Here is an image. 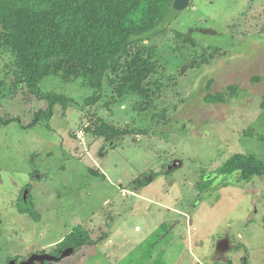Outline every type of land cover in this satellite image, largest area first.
<instances>
[{
	"label": "rangeland",
	"instance_id": "obj_1",
	"mask_svg": "<svg viewBox=\"0 0 264 264\" xmlns=\"http://www.w3.org/2000/svg\"><path fill=\"white\" fill-rule=\"evenodd\" d=\"M138 51L145 62L130 63ZM14 69L0 45V119L11 118L0 123V264L79 224L95 244L60 264H264V174L206 189L234 154L264 163V0H191L108 73L92 106L86 80L49 74L41 92L76 102L46 117L48 101L16 89ZM130 73L135 88L119 92L111 79ZM103 125L131 132L111 140L95 132ZM26 184L35 219L16 208Z\"/></svg>",
	"mask_w": 264,
	"mask_h": 264
},
{
	"label": "trees",
	"instance_id": "obj_2",
	"mask_svg": "<svg viewBox=\"0 0 264 264\" xmlns=\"http://www.w3.org/2000/svg\"><path fill=\"white\" fill-rule=\"evenodd\" d=\"M173 1L0 0V45L13 57L14 87L20 89L19 82H25L38 98L48 101L45 110L39 112L52 117L55 105H62L65 112L69 103L76 100L64 93L41 92L39 81L49 74L72 81L81 77L94 88L82 105L97 104L108 73H116L122 62H128L133 47L166 32L177 18L179 11L173 7ZM142 56L140 51L136 52L130 63H144ZM143 68H146L145 64ZM135 78L134 73H130L122 79L111 80H115L118 87H122L119 92H123L127 83L129 88H135ZM259 80L260 76L254 77V81ZM221 95L222 92L215 95L212 102L224 101ZM261 107L264 108V96ZM9 120L11 118H1L0 123ZM39 121L40 117L35 115L25 126H35ZM95 132L112 140L115 135L131 131L103 125ZM217 173H238L241 180H249L254 175L264 174V163L259 164L255 158L238 153L226 160ZM20 200L26 204L28 197ZM25 204L19 205L20 211L37 218L32 205ZM94 243L89 230L77 226L59 246L70 245L77 249Z\"/></svg>",
	"mask_w": 264,
	"mask_h": 264
},
{
	"label": "flooded vegetation",
	"instance_id": "obj_3",
	"mask_svg": "<svg viewBox=\"0 0 264 264\" xmlns=\"http://www.w3.org/2000/svg\"><path fill=\"white\" fill-rule=\"evenodd\" d=\"M107 153V152H106ZM174 161H177V160H174ZM174 161H172V164H173V162ZM177 162H180V161H177ZM171 164V165H172ZM169 166V165H168ZM236 174H238V173H233V174H229V175H226V174H217L216 176H214V175H209V179L210 178H213V180H212V182L206 187V189H212L214 186H215V183H217V184H220L221 182L222 183H225L226 181H228V182H233L234 180L236 181V182H238V180H236L235 179V176H236ZM221 176H224L223 177V181L221 180V181H218V179H220L221 178ZM153 178L151 177V181H153L152 180ZM234 181V182H235ZM215 182V183H214ZM235 182V183H236ZM139 183H140V181H139ZM212 183H214V184H212ZM140 185H141V183H140ZM217 186V185H216ZM30 191H31V187H29V184H26V185H24V187H23V189L20 191V196L21 197H23L25 200H26V198H27V195H29V193H30ZM21 197H18L17 199V201H16V208L18 209V211L20 212V213H22V214H29V213H23V212H21L20 211V208H19V205H18V201H19V199L21 198ZM30 215V214H29ZM31 216V215H30ZM32 217V216H31ZM33 218V217H32ZM34 219V218H33ZM81 224H79L78 226H80ZM77 227V226H76ZM75 228V227H74ZM91 235V237H92V234H90ZM93 238V237H92ZM226 240H228L229 241V244L227 245V246H225V241ZM62 242V241H61ZM60 242V243H61ZM60 243H58V244H56L55 245V247H53L52 249H47V246H43L42 248L40 247V248H38V247H34V246H32V247H28L27 249H26V251H22L21 249H19V250H21V251H19V252H16V253H14V254H12L8 259H7V263L6 264H11V261L12 260H14L15 262H14V264H60L65 258H67V257H69V256H71V255H73L74 253H76V251L79 249V248H81V247H83V246H85V245H88V244H84V245H82V246H79L77 249L74 247V246H64V247H60L59 245H60ZM95 244V243H94ZM93 244V245H94ZM230 244H231V240L230 239H228V238H223V239H220L219 240V243H218V249L220 250V251H224L227 247H229L230 246ZM91 246V245H90ZM68 248H73L74 249V251H73V253L71 254V255H69V256H65V257H62L61 259H59V260H56V259H52V260H49L48 258H46V257H50V256H53V257H60L61 255H62V253L66 250V249H68ZM30 259H32V261H30Z\"/></svg>",
	"mask_w": 264,
	"mask_h": 264
},
{
	"label": "water",
	"instance_id": "obj_4",
	"mask_svg": "<svg viewBox=\"0 0 264 264\" xmlns=\"http://www.w3.org/2000/svg\"><path fill=\"white\" fill-rule=\"evenodd\" d=\"M191 0H174L173 1V7L178 10V11H181V10H184L185 8L188 7L189 3H190ZM201 32L203 33H215V31L211 30V29H201ZM187 68V66H183V68L181 69V72H183L185 69ZM114 142H111V145L113 144ZM181 162H177V161H174L172 165H169L168 168L169 169H172L173 167H176L177 165H179ZM225 246H227L229 244V241L226 240L225 242ZM74 249L73 248H68L66 249L62 255L60 257H53V256H50V257H46L48 258L49 260H52V259H56V260H59L61 259L62 257H65V256H69L73 253ZM30 261H32V259H30ZM14 260L11 261V264H14Z\"/></svg>",
	"mask_w": 264,
	"mask_h": 264
}]
</instances>
